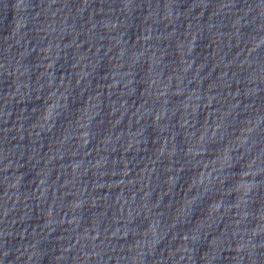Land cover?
Wrapping results in <instances>:
<instances>
[{"label": "water", "instance_id": "obj_1", "mask_svg": "<svg viewBox=\"0 0 264 264\" xmlns=\"http://www.w3.org/2000/svg\"><path fill=\"white\" fill-rule=\"evenodd\" d=\"M0 264H264V0H0Z\"/></svg>", "mask_w": 264, "mask_h": 264}]
</instances>
